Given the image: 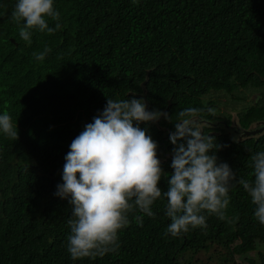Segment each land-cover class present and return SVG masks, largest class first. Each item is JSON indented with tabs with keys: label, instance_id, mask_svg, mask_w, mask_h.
I'll return each mask as SVG.
<instances>
[{
	"label": "trees",
	"instance_id": "trees-1",
	"mask_svg": "<svg viewBox=\"0 0 264 264\" xmlns=\"http://www.w3.org/2000/svg\"><path fill=\"white\" fill-rule=\"evenodd\" d=\"M16 2L0 0V113L19 132L16 139L0 135V264H264L251 255L264 248V225L237 182L222 218L203 212L206 228L166 235L162 193L154 218L128 213L115 252L75 262L67 251L71 205L55 194L70 144L109 98L143 99L149 111L171 118L140 124L157 142L166 174L174 171L170 134L183 110L214 122L219 106L228 107L214 96L245 106L255 92L257 100L240 108L241 127L263 120L264 0H55L61 28L34 32L30 44L12 19ZM202 127L214 138L218 163L251 182L264 134L239 141ZM158 187L166 192L168 178Z\"/></svg>",
	"mask_w": 264,
	"mask_h": 264
},
{
	"label": "clouds",
	"instance_id": "clouds-1",
	"mask_svg": "<svg viewBox=\"0 0 264 264\" xmlns=\"http://www.w3.org/2000/svg\"><path fill=\"white\" fill-rule=\"evenodd\" d=\"M12 19L22 23L19 36L29 44L34 32L51 35L61 28L55 0H17ZM48 19L56 21L54 28ZM47 51L34 58L44 60ZM198 111L185 109L174 122L171 174L164 172L157 158V142L147 128L140 127L171 118L158 110L148 111L143 99L109 98L104 110L85 125L70 144L63 183L55 193L71 205L67 251L74 262L115 252L128 213L138 210L154 218L153 205L162 193L167 200L165 214L171 221L165 234L173 238L190 229L206 228L205 211L222 218L233 182L249 194L255 205L254 219L264 225V151L252 156L254 179L237 181L228 163H218L214 138L202 131ZM0 135L12 139L19 135L7 113H0ZM163 177L168 178L166 192L158 187Z\"/></svg>",
	"mask_w": 264,
	"mask_h": 264
},
{
	"label": "flooded vegetation",
	"instance_id": "flooded-vegetation-1",
	"mask_svg": "<svg viewBox=\"0 0 264 264\" xmlns=\"http://www.w3.org/2000/svg\"><path fill=\"white\" fill-rule=\"evenodd\" d=\"M258 94H256L255 100H257ZM255 101H253L254 103ZM220 107V112L221 115H219V119L213 121H208L205 119H201L202 124L201 128L203 129L202 126H208L213 128H218L219 130L225 129L229 135L232 137L236 138L239 141H242L244 139H249V138H256L264 134V119L263 120H258L254 123H251L250 125L246 127H241V120L239 117L240 111L242 109H238V107L230 109L227 108L226 106H219ZM235 115V116H234ZM229 117V118H228ZM226 119L231 121V123L227 124ZM249 132H255V134L251 135H245V133ZM214 132V131H211Z\"/></svg>",
	"mask_w": 264,
	"mask_h": 264
},
{
	"label": "rangeland",
	"instance_id": "rangeland-1",
	"mask_svg": "<svg viewBox=\"0 0 264 264\" xmlns=\"http://www.w3.org/2000/svg\"><path fill=\"white\" fill-rule=\"evenodd\" d=\"M214 98L215 99H218L219 98V100H222L223 99L222 100L223 102L228 103V107L227 108H230V109L233 110L234 107L235 108L238 107V109L240 110L241 106L247 107L250 104V101H255L256 93L253 92L252 94L249 95L248 99H246V101L244 102V104H246L245 106L243 105V102H239V104H237L234 100H233V102H230L229 99H228L229 96H225L222 93L214 96ZM251 255L253 257H256L258 260H260L262 257H264V248H260V250L253 252Z\"/></svg>",
	"mask_w": 264,
	"mask_h": 264
},
{
	"label": "water",
	"instance_id": "water-1",
	"mask_svg": "<svg viewBox=\"0 0 264 264\" xmlns=\"http://www.w3.org/2000/svg\"><path fill=\"white\" fill-rule=\"evenodd\" d=\"M143 85H144V83H143ZM142 96L144 97V99L146 98V91H144V93L142 94ZM146 100V99H145ZM147 102V101H146ZM147 104V103H146ZM147 110H148V106H147ZM149 111V110H148ZM251 134H255V132H249V131H247L246 133H245V135L247 136V135H251Z\"/></svg>",
	"mask_w": 264,
	"mask_h": 264
}]
</instances>
